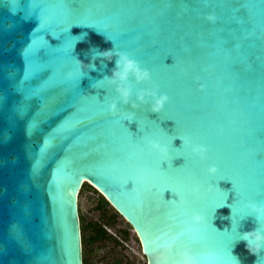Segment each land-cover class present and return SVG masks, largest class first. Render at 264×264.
<instances>
[{"label": "water", "instance_id": "1", "mask_svg": "<svg viewBox=\"0 0 264 264\" xmlns=\"http://www.w3.org/2000/svg\"><path fill=\"white\" fill-rule=\"evenodd\" d=\"M66 2L77 10L88 7V0ZM244 4L247 17H236L222 0L191 4L173 0L172 7L167 0H106L102 11L93 6L80 19L108 24L113 39L116 33L127 32L117 48L100 28L74 22L62 33L65 0H17L16 12L12 0H0V264H83L78 195L85 183L131 226L145 264H223L228 251L238 264H258L259 257L248 252L246 242L222 233L232 230L228 205L236 196L229 191L231 181H220L229 199L213 214L220 197L205 191L204 164L187 150L184 158L174 151L162 164L148 143L161 139L162 130L173 136L195 133L212 145L224 173L236 177L243 198L264 187V163L254 162L249 148L250 125L264 124V0H230L228 7ZM207 12H215L219 22L203 21ZM250 28L255 47L244 50L261 58L253 72L234 78L220 43L242 41ZM32 36L33 48L24 55ZM113 48L128 52L151 70V81H132L133 99L136 91L159 83L171 101L160 113L135 110L138 129L135 121H125L136 132L134 138L118 118L105 114L90 126H80L82 135L57 137L42 156L44 140L68 114L67 109L55 114L53 110L71 98L72 89L85 97L119 99L107 79L115 58L99 56ZM68 55L85 64L96 56L95 68L80 69L77 76ZM198 75L209 83L207 99L195 91L199 85L192 78ZM99 81L107 89H97ZM119 106L132 110L130 105ZM106 108L89 102L83 115L99 116ZM181 143L177 139L174 146ZM195 184L201 185L199 193L192 192ZM169 186L179 192V203L169 202L175 198ZM197 209L206 212L205 223L192 222ZM256 227V217L248 215L237 231Z\"/></svg>", "mask_w": 264, "mask_h": 264}, {"label": "snow or ice", "instance_id": "2", "mask_svg": "<svg viewBox=\"0 0 264 264\" xmlns=\"http://www.w3.org/2000/svg\"><path fill=\"white\" fill-rule=\"evenodd\" d=\"M182 2L185 4H191L193 2H198V0H182ZM105 3H106V0H88L87 8H81L77 10V9H73L72 7H70L65 0V7L67 9V13H66L65 26L61 28L62 33H67L69 26L73 24L74 22L78 24L94 27L95 29L100 28L107 35L108 39L112 40L117 48H120L117 41L126 40L128 36L127 32L120 31L119 33L115 34L117 39H113V35L109 34L112 31V29L108 24L98 25L95 21H86V20L80 19V17L88 16L93 6L101 9L102 11ZM229 3H230V0H222V6L232 11L236 17H241V16L247 17L248 7L246 4L241 5L239 8H230L228 7ZM167 4H168V7H172L173 0H167ZM12 11L13 12L18 11L17 0H12ZM215 15L217 17L216 22L217 21L219 22L220 17L216 13ZM202 19L203 21L206 20L205 14L203 15ZM238 22H241V21L238 20ZM42 24H43V21L40 20V25ZM253 36H254V30L250 28L248 31L244 33L242 41L238 42L235 40L223 39L220 43V47L222 48L226 59L229 61V64L227 65V67L231 71L234 78H239L242 72H253L255 70V61L261 58L255 55L254 53L245 52L244 50L245 47L250 48V49L255 47L254 43L250 42ZM76 39L79 40V37H77ZM32 48H33V36H32V43L29 44L27 48L24 49V55L25 53H28ZM63 50L66 53L68 51V49H63ZM68 56L70 57L71 61L75 64L76 67L74 69V72L78 76L80 73V66L77 64L75 60L72 59L71 55H68ZM172 60H173V63H176L174 58H172ZM232 61H235V62H232ZM29 76H30V69H26L24 73L25 80H27ZM192 79H193V83L199 85L197 88H195V91L198 93H201L202 96L205 99H207L208 93H209L208 81L204 79V77H202L201 75L194 76ZM201 84L204 85L203 88L200 87ZM157 85L159 86V91L162 92L161 85L159 83H157ZM97 89H107L105 82L99 81L97 85ZM227 91H233V89L229 88L227 89ZM37 93L38 92H34L33 94L35 95ZM163 93L167 94L168 102H170L172 97L169 95V93L167 91H163ZM109 97L110 95H107L104 97L103 100L100 99L99 94L95 96L85 97V96L80 95L74 89H72L71 98L66 99L64 101V104L60 108L53 110V114H55V112H59L61 110L67 109L68 114L64 117L62 121H60L58 126L55 127L53 131L49 133L48 137L44 140V146L43 148H41V155L43 156L47 152V150L52 146L54 140L57 137H62L63 139L66 140L69 138V135H66V133H70L71 136H74V137L82 135L83 130L80 126L82 125L90 126L91 124L96 123L98 121L97 120L98 117L103 116L105 114H110V117H115L114 119L118 118L119 123L123 126L125 131L131 133V137L134 138L136 132L131 131L130 128L125 124V121H128V120H126L124 117H121V116H113L110 113V103H109L110 98ZM89 102H94L98 105H107V108L99 116L86 117L83 115V111H84V106L87 105ZM44 107L46 108L47 104H45ZM233 111L234 112L238 111V109H234ZM133 121H135L137 125V129H138L140 122L137 121L136 118H134ZM171 121H174V120H171ZM174 122L175 124L177 123V121H174ZM32 127H34V125H32ZM250 127H251V136H250L249 148H250L251 159L254 162L264 163V158H261V159L257 158L259 155L264 154V124H261L259 127H257L254 123H252ZM160 136H161V139H158V140L162 144L167 146L171 154L174 151L179 152L181 153V156L184 158L182 153L185 150H187L192 157L198 159L202 164H204L205 166L204 170L208 177L207 183L219 184L220 181H231L232 189L229 191H234L235 196H236V199L234 200V202L228 205L232 210V215H231L232 230L231 232H229L228 230H225L222 233H226L230 238H232V241L239 239V232L237 231V229L239 227L240 221L244 219L246 216L250 215V210L247 207V201L254 200L264 205V199L258 198V197L264 196V187H261L259 191L253 189L252 192L247 196V198H243L242 193L239 190L238 180L236 179L234 175H228L224 173L222 162L213 155V147L211 144L206 143L203 140H201L195 133H180V135L178 136H173L168 130H162ZM141 139H143V137ZM177 139H179L182 142L180 147L174 146V141ZM190 144L205 145L207 148L206 159L200 160L199 157L195 156V154H193L191 151ZM37 163H39V161H37ZM161 163L162 164L164 163L163 157H162ZM213 164L216 165L218 171L214 175H209L207 172V169L209 165H213ZM101 187L103 186L101 185ZM169 187L171 188L172 193L174 194V197H175L171 199L169 202L179 203L181 200V196L179 192L175 188L171 186ZM229 191H224L220 188V190L215 191V192H211V193L207 192L208 194L217 195L220 197V202L213 209V214L216 212V209L225 206V204L228 202ZM195 211L202 213L206 218L208 217L206 212L202 209H197V210H194L193 212ZM144 241L147 244L145 238H144ZM228 257L229 259L223 262V264H238V261L236 260V258L233 257L229 253V251H228ZM257 262L258 264H264V257L260 255Z\"/></svg>", "mask_w": 264, "mask_h": 264}, {"label": "clouds", "instance_id": "3", "mask_svg": "<svg viewBox=\"0 0 264 264\" xmlns=\"http://www.w3.org/2000/svg\"><path fill=\"white\" fill-rule=\"evenodd\" d=\"M205 19L213 23L216 22L217 17L214 12L205 13ZM99 56L106 58L108 61H112L115 58V66L112 70V74L108 77V83L115 86V91L118 94L119 99H112L110 103V113L113 116H122L129 122H132L136 116L135 110H144L145 108L154 113H160L165 104L168 102V96L166 93L159 91V86L144 87L136 91L135 99H133V85L132 81L136 83H144L152 80V74L150 69L142 67L140 62L131 54L126 51L118 49H108L101 51ZM96 56L92 57V62L85 64L83 61L77 58L76 62L83 70L85 67L94 69ZM68 77L72 78L73 73L68 72ZM204 87L203 84L200 85ZM130 105L132 110H125L121 108L120 104ZM151 148L159 153L164 158V163L172 158V154L169 152L166 145L162 144L158 139L149 140ZM191 151L200 160H204L207 157V148L203 144H190ZM218 171L216 165H209L207 172L209 175H214ZM220 190V185L215 183H207L205 191L208 193ZM201 191V185L195 184L192 187V192L199 193ZM247 207L250 210V215L256 217L258 227L251 231H245L239 233V240L246 242L245 247L249 253L260 256L264 253V205L252 200L247 201ZM191 220L195 224L205 223L207 218L200 212L195 211L191 215Z\"/></svg>", "mask_w": 264, "mask_h": 264}, {"label": "rangeland", "instance_id": "4", "mask_svg": "<svg viewBox=\"0 0 264 264\" xmlns=\"http://www.w3.org/2000/svg\"><path fill=\"white\" fill-rule=\"evenodd\" d=\"M99 192L85 185L78 195L79 216L82 214L85 222H98L114 236L122 237L121 228H127V236L122 237L120 244L104 241L98 244L89 243L86 246V256L89 264H117V258H122L121 264H145L139 241L131 227L127 226L125 219L109 205L106 210L97 207ZM114 218V222H111ZM83 247V246H82Z\"/></svg>", "mask_w": 264, "mask_h": 264}, {"label": "trees", "instance_id": "5", "mask_svg": "<svg viewBox=\"0 0 264 264\" xmlns=\"http://www.w3.org/2000/svg\"><path fill=\"white\" fill-rule=\"evenodd\" d=\"M85 185L88 186L89 188H91L92 190L96 191V189H94L88 183L83 184L81 190L83 188H85ZM96 205L99 208L101 207L102 210H106V207L108 205L110 206L108 201L101 194H99V199H98ZM110 207H112V206H110ZM116 213H118V212L116 211ZM111 222H114V218L112 219ZM80 226H81V238H82V246H83L82 247L83 264H89V261H88L87 256H86V251H85L86 250L85 248L87 245H89V243L98 244V243L104 242V241H112L114 244L118 245L122 242L121 238L127 236V228H121L120 229V233H121L122 237L119 238V237L114 236L111 233H109L106 230V228L104 227V225L101 223L85 222L82 214L80 215ZM127 226L131 227L128 223H127ZM116 261H117V264H121L122 258L119 257V258H117Z\"/></svg>", "mask_w": 264, "mask_h": 264}, {"label": "bare ground", "instance_id": "6", "mask_svg": "<svg viewBox=\"0 0 264 264\" xmlns=\"http://www.w3.org/2000/svg\"><path fill=\"white\" fill-rule=\"evenodd\" d=\"M77 195V194H76ZM137 237V236H136Z\"/></svg>", "mask_w": 264, "mask_h": 264}]
</instances>
